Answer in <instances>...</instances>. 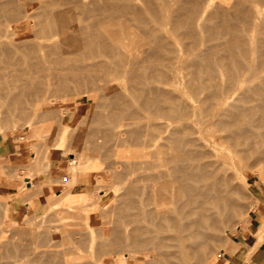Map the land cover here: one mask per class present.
I'll return each instance as SVG.
<instances>
[{
  "label": "bare ground",
  "instance_id": "1",
  "mask_svg": "<svg viewBox=\"0 0 264 264\" xmlns=\"http://www.w3.org/2000/svg\"><path fill=\"white\" fill-rule=\"evenodd\" d=\"M104 1L110 10L107 19L77 28L76 9L83 6L85 0H0V63L8 64V67L14 63V69H17L19 64L23 67L20 70L12 68L13 71L8 67L10 71H1L0 68V122L3 126H10L11 123L8 122H13L11 117L22 116L24 119L23 116L28 114L27 119H31V115L42 110L40 108H43L44 104L40 103L42 101L39 99L51 90L54 83L61 85L64 88L62 90L68 91L69 94L74 93L73 95L86 93L88 90H101L102 92H99L102 93L106 104L101 102L100 95L99 104L106 106L105 108L101 105L103 110L106 109V113L103 111V117L107 123L104 118L101 120L94 112L96 109H93L95 114L91 113L92 118L100 119L101 122L95 121L99 123L92 126L99 125L104 128L108 124L111 136L108 130L106 137L110 136L108 138L109 141L111 139L113 147L123 144L125 140L129 145H133V148L142 149V153L146 150V154L140 156L144 158L142 155H146V184L140 181L139 185L133 184L135 180L129 183L132 184V188H129L134 191L128 190L127 197L134 195L133 199L130 196L131 202L136 201L130 203L133 206L129 207L127 200L126 204L124 202L126 206L121 203L114 206L113 209L117 210L119 217L124 211L122 220L116 218L122 225L116 222L115 225L111 224V227H94L97 224L92 227L83 217V222L76 225L77 227H67L64 224L66 221L57 217L59 222L64 223L60 224L56 219L59 225L53 223L54 226H48L49 228L44 230L43 227L42 231H38V228V232L28 228L32 233H37L29 232L31 235L29 234L28 242L22 243V239L27 236L25 234H28L27 231L25 233L27 228L25 229L23 224L21 227L25 230L21 231L25 234L20 233L21 240L16 236L21 243H12L13 240H10L11 242L1 244L4 239H0V258H4L5 264L6 261L12 264L15 260L10 256L15 258L17 255L19 258L27 257L29 264H128V256H131L135 264H142L141 259L145 264H189L194 259L196 263L217 264L216 255L209 258L214 243L225 246L229 239H224L222 232L231 226L234 230L245 222L241 213L246 208L240 204L239 198H243L242 194L248 189L247 178L256 174L264 180V0H234V5L228 4L233 5L232 8L226 5L227 0H221L219 4L226 1L222 5L216 2L217 6L213 5V0ZM12 21L16 29H31L22 35L16 34L14 30L10 31L11 27L7 25ZM100 23L104 25L101 28ZM132 26H135V30L131 29ZM4 64H1L2 68L6 66ZM32 69L41 73L37 76L41 78L42 75L48 81H44L45 78L41 81L36 77L39 78L37 86L36 83V87L31 85L34 87L31 90V86L27 84L33 79L30 77L35 73L32 71L31 74ZM21 78L24 79V87L22 86L23 89L19 92L17 87L21 86L18 82ZM122 80L126 84L123 89L120 88ZM24 94L27 97L24 96L25 100L22 97V101L20 97ZM70 96L73 97L72 94ZM98 109L100 108H97L96 112L101 110ZM49 112L44 113L49 116ZM100 114L104 115L101 111ZM46 115L43 119L53 116ZM16 118L19 125L20 119ZM8 119L11 121H5ZM23 119L22 124L28 123L25 122L26 118ZM54 121L49 123H55ZM58 121L56 120V123ZM60 123L58 126L62 124ZM65 124L63 123L64 127ZM92 126L90 125L92 132L88 129L89 134L98 129L95 131L97 134L93 133L98 135L99 129L102 128L95 127L93 130ZM62 127H58L61 128L59 133L62 131L60 134L58 128H55L56 135L59 134L57 139L52 132V140H56L50 141L51 144L48 145L53 148L64 149L66 128ZM48 130H52V127ZM88 131L86 129L85 134ZM89 134L84 135V141L85 138L89 139ZM123 134H127V137L121 136ZM71 137L73 140L74 137ZM104 138L101 137L102 140ZM84 141L82 145L87 143V146L89 141ZM103 141L107 143L106 138ZM109 141L107 146L111 142ZM91 143L90 151L93 153L97 142L92 140ZM105 143L100 147H105ZM71 145L73 148L74 144ZM130 148L132 147L128 149ZM136 149L133 150V155L136 154ZM82 154L83 152L69 159L65 168L69 169L68 173H81L80 165L87 162ZM131 154H128L130 158L127 157L132 163ZM35 155L33 154L31 159L37 161L39 153ZM92 156L94 155H90ZM43 157L45 158V154ZM43 157L42 161L45 162L44 165L41 163L42 167L51 168L48 159ZM129 160L124 158L125 165ZM34 162L30 160L31 164ZM87 168L92 166L81 169ZM127 175L129 176L130 172L121 178L128 181ZM72 180L74 178L70 181ZM134 185L146 190L142 196L145 197L146 194L145 198L141 199L143 190ZM134 187L138 191L142 190V194L139 192L141 195L136 193L139 194L138 199L135 198L137 190ZM129 188L124 187L125 190ZM34 191L32 189L31 192ZM119 192L121 198L122 193ZM32 193L28 192V195ZM81 199H78V208L75 205L76 208L73 209L69 207L73 200L68 199L67 208L78 213L79 208L82 209L84 205ZM92 200L94 199L90 201ZM87 204L88 207L91 206ZM94 206L99 207L95 200L90 210L95 208ZM130 208H133L138 217ZM128 209L134 214H129L131 217L125 215ZM77 215L75 218H82ZM113 215L116 216L115 213ZM128 216H135V220L125 221L129 220ZM69 218L71 220L72 215ZM234 218L235 223L230 225ZM29 220L27 221L31 222V219ZM79 221L76 220L75 223L79 224ZM113 221L110 223H115ZM121 221H125L124 225ZM68 222L66 224L70 223ZM73 223L74 221L71 222ZM12 225L19 227L18 224ZM9 234L10 232L7 236ZM59 236H63L62 241H58ZM98 238L100 240H97ZM64 239L67 241L63 242ZM24 240L26 242V239ZM100 254L109 256L101 259Z\"/></svg>",
  "mask_w": 264,
  "mask_h": 264
},
{
  "label": "rangeland",
  "instance_id": "2",
  "mask_svg": "<svg viewBox=\"0 0 264 264\" xmlns=\"http://www.w3.org/2000/svg\"><path fill=\"white\" fill-rule=\"evenodd\" d=\"M215 1V2H214ZM228 2H226V1H223V3L222 4H224V2H226L225 4L226 5H228L229 3L230 4H233V2H235L234 0H227ZM229 1H232V3L231 2H229ZM213 2H214V4L213 5H215V6H217L215 3L217 2V4L218 5H222V4H219L220 2H222L221 0H213ZM147 3V2H146ZM225 5V6H226ZM234 5V4H233ZM232 5V6H233ZM228 6H230V5H228ZM232 6H230L231 8H232ZM230 7H228L229 9H230ZM232 10V9H231ZM76 12H77V17H76V19H77V24H76V26H77V28L78 27H81V26H88V25H91L92 23H94V22H101V21H105V19H107V17H108V15H109V13H110V10H109V8L106 6V4H105V1L104 0H85V4L83 5V6H80L79 8H77L76 9ZM11 22V21H10ZM8 23V22H7ZM106 24H107V22H105ZM102 23H100V28H101V26H104V25H101ZM9 27H11L9 30L11 31V29H12V31L14 30L15 32H16V34H25V33H27V32H29L30 31V27H22V28H20V29H16V27H15V23H14V21H12V23H10V24H7ZM7 26V27H8ZM8 27V28H9ZM15 27V28H14ZM131 27V26H130ZM135 28V26L133 27L132 26V28L131 29H134ZM137 28V27H136ZM147 29V28H146ZM135 30V29H134ZM147 34V33H146ZM1 64H4V63H0V68H1V71H3V70H5V71H10L9 69H7V67L9 66L8 64L6 65V64H4V65H6V66H4V67H6V68H2V65ZM12 64H14V63H12ZM12 64H10V67H8V68H11V70H12V68L13 67H16V64H15V66L14 65H12ZM19 64V63H18ZM17 64V65H18ZM19 67V68H18ZM18 67H17V69H14V70H20L21 68H23L22 66H21V64H19L18 65ZM7 69V70H6ZM13 71V70H12ZM32 71H35L34 69H32V70H30V72H31V74H33L32 73ZM37 71H35V73H36ZM34 73V75H30V77H31V79H32V77H33V79L32 80H34L36 77H39V76H37V74H39L38 72L35 74ZM41 74V73H40ZM39 74V75H40ZM40 78V77H39ZM39 78H36V80H34V81H32V80H30V83H28L27 84V86H31V85H33L34 86V84L36 83V86H37V82H38V80H39ZM42 78H45V79H43L44 81L47 79L46 77H43L42 75H41V78H40V80L42 79ZM22 80H24V79H20V81H21V83H20V81H18L19 82V84L21 85H19V84H17V86H20V88L19 87H17L18 89H15L16 91L18 90L19 92H21L20 91V89L22 90L23 88H21L23 85H22ZM36 81V82H35ZM42 81V80H41ZM47 81H48V79H47ZM17 82V83H18ZM26 86V87H27ZM36 86H34V87H36ZM125 86H126V84H125V82H123V80H122V82L120 83V88H125ZM24 87V86H23ZM32 87V86H31ZM30 87V89L32 90L34 87H32L31 88ZM29 89V90H30ZM62 89H64V88H62L61 87V85H59V84H53L52 85V87H51V90L46 94V95H44V96H42L39 100H41L42 102H40V103H43L44 105H43V108H40V109H42L44 112L45 111H47V114H48V112L50 111L51 112V114L53 115H51L52 117L51 118H49V119H43L44 117V115H46L44 112H42V110H40V109H38V110H40L39 112H40V114H39V112L38 111H36V113H35V115L33 114V115H31L30 116V118L31 119H27V117H29L28 115H26V116H23L24 117V119L22 118V116H19L18 118H16L17 116H14L16 119H20V124L18 125V122L19 121H16L15 120V118L14 117H11L12 119V121L14 122H8V123H11V124H9L10 126H3V124H2V122H0L1 124H0V127H3V128H1L0 129V207H3V208H0V239L1 238H3L4 240L6 239H8L9 241H4V240H2V243L1 244H3V242H11L12 240H13V242L12 243H16V242H18L19 241V239H16V236H18V238H20V235L21 234H25L26 233V231H27V233L28 234H25V235H27V236H25V238H23L22 240H23V242L22 243H27L28 242V239L30 238V235H31V230L32 231H37V229H38V231H42V228H43V230L44 229H46V228H49L48 226H52L53 225V223H56V225H59L58 223H57V220L59 219V218H61V219H59V220H61V221H66L65 223L64 222H59V220H58V222L61 224H65V225H67V227H72V226H75V227H77L78 225H80V223L81 222H83L82 220H83V217H85L86 219H87V221L89 222V223H91L92 224V227L94 226L93 224H97V225H95L94 227H97L98 228V225L99 226H107V227H111L113 224L115 225L116 224V222L118 223V224H120V225H122L121 223H120V220H117L118 219V217H119V214H116L117 213V210L115 211L113 208H114V206L115 205H117V204H119V203H121L122 205H124V206H126L125 204H126V202H125V200H127L128 202L127 203H129V207H130V205L131 204H133L134 202H136V201H132L131 202V200L133 199L132 198V196L134 197V195H129V197H127V194H129V191L131 192V190L132 189H130V188H132V184L130 185L129 183H133V184H138L139 185V181L142 183V182H144V184H146V155H142V157H144L145 158V160H144V158H141L140 156H141V154H143L144 153V151H146V150H143V153L141 152L142 151V149H136V147L135 148H133V145H129L128 144V142H127V145H125L126 144V142H125V140H124V143L123 144H119L118 146H112L111 144H112V141H111V139H110V141H109V138L108 137H110L111 136V129H109L107 126H108V124H107V126L105 127L104 126V128L105 129H107V130H104V128L101 126H99V125H97V127L95 126L96 125V123L97 122H95V121H98L99 120V122H101L100 121V119L102 120L104 117H105V114H104V112L106 111V106L105 105H102V103L104 104H106V102H105V99L103 98V96H102V91L101 90H97V92H99V91H101V92H99V94L97 95L96 93H95V91H93V90H88V92H82V94H75V95H77V96H75V95H73L74 93H71L72 94V98H71V94H69V92L68 91H66V90H62ZM89 91H90V93H89ZM93 91V94L91 95V92ZM18 92V93H19ZM95 93V94H94ZM101 93V94H100ZM90 94V95H89ZM20 95H22L21 93H20ZM80 95V96H79ZM93 95H94V97H93ZM97 95V96H96ZM100 95V97H102V101L100 100L101 98L100 97H98ZM24 96H26V94H24L23 96H21L20 98H21V100L23 101V99H22V97L24 98V100H25V98L27 97H24ZM91 96H92V98H91ZM75 97V98H74ZM95 97H98V98H96L95 99ZM73 99L74 101H72L71 99ZM70 99V100H69ZM104 100V101H103ZM95 101V102H94ZM99 101H101L102 103L101 104H99L100 102ZM75 103V104H74ZM77 103V104H76ZM104 107L105 106V108H104V110L102 109V106ZM101 106V107H100ZM97 108H100V109H98V110H100L104 115H102V114H100V115H102V117L99 115V112L100 111H98V112H96V110H97ZM93 109L95 110L94 112L95 113H97L98 114V116L100 117V119H97V118H95V119H97V120H95L94 118H92V115H91V113L92 114H95L94 112H93ZM49 110V111H48ZM92 111V112H91ZM104 111V112H103ZM38 112V113H37ZM44 113V115H41L42 113ZM49 112V113H50ZM106 113V112H105ZM97 114H96V116L95 115H93V117L95 116V117H97ZM49 115V116H50ZM87 115H88V117H87ZM47 116V115H46ZM49 116H47V117H49ZM104 116V117H103ZM91 117V118H90ZM98 117V118H99ZM14 118V119H13ZM25 118L27 119L25 122H28V123H26V124H22V119L23 120H25ZM10 119V118H9ZM5 120V121H11V120ZM43 121H42V120ZM58 121V123H60L61 125H63V123L65 124V126L66 127H64V125H63V127L60 125V126H58L59 124L58 123H56V120ZM91 119H94V120H92V122H90V120ZM105 119V118H104ZM54 121L56 124H57V126H56V124L55 123H53V122H51V123H49L50 121ZM85 120V121H84ZM89 120V121H88ZM3 121V120H2ZM84 121V122H83ZM123 121H125V120H123ZM49 123V124H46V123ZM88 122H89V124H88ZM98 122V123H99ZM103 122V121H102ZM104 122H106L107 123V121H106V119L104 120ZM104 122L102 123L103 125H104ZM17 123V124H16ZM23 123H24V121H23ZM85 123V124H84ZM95 123V125H94V127L92 126L93 124ZM97 123V124H98ZM4 124H6L5 122H4ZM17 125V126H16ZM22 125V126H21ZM52 125V126H51ZM55 125V126H54ZM90 125L92 126V128H93V130L95 129V127L96 128H102V129H99L100 131H102V130H104L105 131V133H104V131H102L101 133H100V131H99V134H101L100 136H99V134L98 135H96L97 136V139L98 138H100V139H98V141L100 140L101 141V145L99 144V142L97 141V139L95 140V135L93 134V133H95V131H98V129L96 130L95 129V131L92 133V134H89L90 133V131L92 130V129H90ZM106 125V124H105ZM99 126V127H98ZM51 127H52V130H48V129H51ZM58 127H62V128H66V133H65V139H64V141H65V145H64V149L66 150H64L62 147L61 148H53L52 147V145H50L51 143H50V141H55L56 139H57V135H59L62 131H60V133H59V130L61 129H59L58 128V133H57V135H56V132H55V130L57 129ZM124 127V126H123ZM126 127V126H125ZM124 127V128H125ZM56 128V129H55ZM81 128V129H80ZM3 129V130H2ZM53 129H54V131H53ZM77 129V130H76ZM86 129H87V131H88V129L90 130V131H88L87 132V134H85L86 132H84V131H86ZM110 131V136L108 135V137H106L107 136V134H108V132L107 131ZM3 131V132H2ZM48 131V133H50V134H48V133H46ZM52 132H53V134L55 133V135H54V138H56L55 140H52V136H53V134H52ZM92 132V131H91ZM3 134V135H2ZM5 134V135H4ZM76 134V135H75ZM89 134V136H88V138L92 141V140H94V142L96 141L97 143H96V147H93V153H91V149H90V147H92V145L91 144H93V142L91 143V141L89 140V139H87L86 140V138H85V141L86 142H88L89 141V143H88V145L90 144V146L89 147H87V146H85L87 143H85V144H83L82 145V141H84L83 139V137H84V135H88ZM95 134H97V132L95 133ZM106 134V135H105ZM90 135H91V137H93V135H94V137L91 139V137H90ZM127 134H123V135H121V136H126ZM71 136H73L74 137V139L73 140H71ZM79 136H80V138H79ZM104 136H105V138H106V141H107V143H108V141L110 142L109 144H108V146H107V143H105L103 140H105V138H104ZM51 137V138H50ZM75 137H76V139H75ZM101 137L102 138H104L103 140L101 139ZM127 137V136H126ZM49 139H51V140H49ZM80 139H82V141L80 140ZM124 139V138H123ZM46 140H47V143H45L46 142ZM44 141V142H43ZM69 141H71L70 143H69ZM73 141V142H72ZM84 141V142H85ZM83 142V143H84ZM48 143H50L49 145H48ZM76 143V144H75ZM103 143H105V145L107 146H105V147H100V146H104V144ZM70 144V145H69ZM71 144H74V146H73V148H72V145ZM97 144H99V145H97ZM71 147V148H69V146ZM82 145V147H80ZM95 145V144H94ZM98 146V147H97ZM110 146H112V147H110ZM123 146H125V148H123ZM132 147V148H130V149H128L129 147ZM65 147H68V149L67 148H65ZM89 148V149H87V148ZM100 147V148H99ZM109 147V148H108ZM115 147H117V149H115ZM120 147H121V149H120ZM75 148V149H74ZM81 148V149H80ZM95 148H98V149H95ZM107 148H108V150H107ZM124 150H123V149ZM80 149V150H79ZM85 149V151H83ZM101 149V150H100ZM105 149V150H104ZM126 149V150H125ZM134 149H136L137 150V152H136V150H135V155H133V150ZM64 150V151H63ZM75 150V151H74ZM95 150V151H94ZM119 150V151H118ZM139 150V151H138ZM141 150V151H140ZM98 152V153H94V152ZM123 153H122V152ZM130 151V152H129ZM37 152V153H36ZM65 152V153H64ZM83 152V157H85L86 159H87V162L85 163V164H83V165H80V167L81 168H83V167H85L86 168V166L87 167H89V165L90 166H92V168H87V169H89V171L87 170V169H81L80 168V171H81V173L79 172V173H77L76 174V172L74 173V175H73V172H69L68 173V171H69V169H65L66 168V166H68V161H69V159H71V158H73V157H75L76 155H81V153ZM129 152V153H128ZM131 152H132V154H131ZM139 152H141V153H139ZM32 153V154H31ZM39 153V155H37V157L38 158H40V159H38L37 158V161H36V159L34 160V158H33V160L31 159L32 158V156H33V154H34V156H36L35 154H38ZM77 153H79V154H77ZM131 154L133 157H136V158H134L133 160H132V156H131V161H132V163L130 162V160H129V158H130V155H128V154ZM44 154H45V158H47L48 159V161H49V167H51V168H49V169H45L44 167H42L43 165H44V162H45V160L44 161H42V157L44 156ZM89 154V155H88ZM120 154V155H119ZM139 154V155H138ZM144 154H146V152L144 153ZM72 155H74V156H72ZM90 155H94V156H92V157H90ZM96 155V156H95ZM117 155V156H116ZM123 155V156H122ZM98 156H99V158H98ZM120 156V157H119ZM126 156V157H125ZM127 156H129V158L127 157ZM123 157V158H122ZM141 159H140V158ZM44 157H43V159H45ZM92 158V159H91ZM119 158V159H118ZM121 158V159H120ZM124 158L125 159H128L129 160V162L126 164V165H128V166H126L125 165V163H126V161H124ZM138 158V159H137ZM50 159V160H49ZM30 160L33 162V161H35L33 164H31L30 163ZM117 160V161H116ZM120 160V161H119ZM122 160V161H121ZM40 161V162H39ZM42 161V162H41ZM47 161V160H46ZM28 162H29V164H28ZM120 162V163H119ZM135 162V163H134ZM36 163H38V164H36ZM43 165H42V164ZM121 163H123V164H121ZM129 163H131L130 165H132V168H130L131 166H129ZM141 163V164H140ZM26 164H28L27 166H25ZM39 164H41V165H39ZM96 164V165H95ZM120 164H121V167H120ZM136 164V165H135ZM35 165H37L38 167H35ZM135 165V166H134ZM25 166V167H24ZM102 166V167H101ZM115 168H117V169H115ZM126 166V167H125ZM128 167L131 169V171H129L130 172V175L128 176L127 175V178H128V181H127V179H125V178H121V177H124V174H129V172L127 171V170H130V169H128ZM19 168V169H18ZM36 168V169H35ZM38 168V169H37ZM62 168V169H61ZM98 168V169H97ZM121 168H122V172H121ZM124 168V169H123ZM17 169V170H16ZM64 169V170H63ZM101 169H102V171H101ZM46 170V171H45ZM68 170V171H67ZM91 170V171H90ZM113 170V171H112ZM114 170H115V173L113 174V172H114ZM125 170V171H124ZM78 171H79V169H78ZM85 171H87V172H85ZM107 171V172H106ZM117 171V172H116ZM119 171V172H118ZM144 171V172H143ZM24 172V173H23ZM25 172L27 173V174H25ZM46 172V173H45ZM97 172V173H96ZM105 172V173H104ZM124 172H126V173H124ZM22 173H23V175H22ZM85 173H87V174H85ZM99 173H101V174H99ZM103 173V174H102ZM132 173V174H131ZM22 176H21V175ZM70 174H71V176H70ZM95 174H96V176H95ZM115 175V176H114ZM116 175H119V176H117L116 177ZM73 176V177H72ZM95 176V177H94ZM111 176H113V178L115 179V177L117 178V179H113ZM27 177V178H26ZM70 177V178H69ZM76 177V178H75ZM97 177V178H96ZM99 177V178H98ZM102 177V178H101ZM104 177V178H103ZM122 179V180H120V178ZM126 177V176H125ZM144 177H145V179H144ZM71 178L73 179L74 178V180H72V182L70 181L71 180ZM96 178V179H95ZM112 178V179H111ZM130 178V179H129ZM134 178V179H133ZM23 179V180H22ZM25 179H27V180H25ZM70 179V180H69ZM100 179V180H99ZM125 179V180H124ZM142 179V180H141ZM126 182V183H124V181ZM131 180V181H130ZM133 180H135V181H137V183L135 182V181H133ZM69 181L71 182V183H69ZM123 181V182H122ZM133 181V182H132ZM263 181V182H262ZM41 182V183H40ZM44 182V183H43ZM66 182V183H65ZM102 182V183H101ZM114 182V183H113ZM73 183V184H72ZM97 183V184H96ZM98 183H100V184H98ZM32 184V185H31ZM69 184H70V186H69ZM95 184H96V187H95ZM123 184V185H122ZM124 184H125V186H124ZM127 184H129V185H127ZM143 184V183H142ZM142 184H141V186H142ZM121 185H122V187H121ZM126 185L128 186V187H126ZM256 185V186H255ZM25 186V187H24ZM135 186V185H134ZM141 186H140V188H141ZM41 187V188H40ZM117 187H119V188H117ZM124 187L125 188H129V189H124ZM135 187H137V188H139V186H135ZM134 187V188H135ZM142 187H144V189H145V186H142ZM37 188L39 189V190H37ZM96 188V189H95ZM97 188H99V189H97ZM120 188H123V189H120ZM139 188V189H140ZM249 190H248V189ZM32 189L33 190H35L34 191V193H32L31 191H32ZM66 189H69L68 191L66 190ZM87 189V190H86ZM120 189V190H119ZM136 189V188H135ZM142 189V188H141ZM144 189H142L143 190V195H141L142 194V190L140 191H138V189H136L137 191H135V195H137L135 198H137L138 199V195L140 194L141 195V197L142 196H144V191H146V190H144ZM247 189V190H246ZM246 193L245 194H247V195H245L244 193L242 194V196H243V198H239V202H240V204L242 203L244 206V208H246V210L245 211H243L242 213H241V216H242V218H245V222L243 223V224H245V223H247L248 222V213L249 212H251L252 210H255V208H257L259 205H261L262 203H264V180L263 179H261V178H259L256 174L255 175H252V176H250V177H248L247 178V185H246ZM37 190V191H36ZM63 190H64V192H63ZM82 190V191H81ZM120 192H119V191ZM125 190V191H124ZM129 190V191H128ZM244 190V189H243ZM244 190V191H245ZM63 193H62V192ZM67 191V192H66ZM117 191V192H116ZM121 191H124V192H121ZM128 191V192H127ZM132 191H134V189L132 190ZM243 191V192H244ZM26 192V193H25ZM28 192H30V193H32V194H29L28 195ZM89 192V193H88ZM118 192L119 193H122V196H121V198H120V195L121 194H118ZM127 192V193H126ZM139 193V194H136V193ZM62 193V194H61ZM92 193V194H91ZM125 193V194H124ZM25 194V195H24ZM58 194H60V196L58 195ZM91 194V195H90ZM118 194V195H117ZM132 194H134V192H132ZM253 194V195H252ZM58 195V197H60V198H58V197H56V196ZM93 195V196H92ZM125 195H126V197H125ZM245 195V196H244ZM252 195V196H251ZM26 198H25V197ZM97 196V197H96ZM119 197V199H118V197ZM130 196H131V200H130ZM249 196H251V197H249ZM30 197V198H29ZM52 197V198H51ZM122 197H125V199L123 198L122 199ZM145 197H146V194H145ZM145 197H142L141 199H143V198H145ZM51 198V199H50ZM83 200H82V199ZM127 198V199H126ZM244 198H246L247 199V201H246V199H244ZM251 198V199H250ZM2 199L4 200V201H2ZM50 199V200H49ZM56 199H59V200H56ZM62 199V200H61ZM68 199H71V200H73V201H71L70 203H69V207L71 208V209H73L74 207L76 208V206H77V208H78V203H79V200L78 199H81V203H83L84 205H82V209L81 208H79L77 211H78V213H74V211L73 210H70V209H68L67 208V206H68ZM75 199H77V200H75ZM91 199H94L95 200V202H97V204L99 205V207H97L96 208V206H94L95 208H93V209H91L90 210V207L92 206V203H93V201L94 200H92V202L90 201ZM115 199H116V201H115ZM123 201H122V200ZM250 199V200H249ZM53 200H55L54 202H56V203H54L53 202ZM60 200H61V202H60ZM97 200V201H96ZM119 200V201H118ZM136 200V199H135ZM245 200V201H244ZM48 201V202H47ZM49 201H50V203H49ZM59 201V202H58ZM88 201V202H87ZM90 201V202H89ZM117 202V203H116ZM123 202V203H122ZM124 202H125V204H124ZM60 203H61V205H60ZM87 203H89V204H91V206L90 207H88V204ZM114 203V204H113ZM131 203V204H130ZM245 203V204H244ZM4 204V205H3ZM55 204L57 205V206H55ZM59 204V205H58ZM50 205V206H49ZM70 205H72V206H70ZM76 205V206H75ZM49 206V207H48ZM55 206V207H54ZM59 206V207H58ZM105 206V207H104ZM131 206H133V205H131ZM86 207H88V208H86ZM111 207H112V209H111ZM128 207V208H129ZM56 208H57V210H56ZM59 208V209H58ZM84 208V209H83ZM48 209H50L49 211H48ZM100 209V210H99ZM131 209V211H133L132 209L133 208H130ZM130 209H128V211L130 212ZM51 210H53V211H51ZM54 210H55V212H54ZM65 210L67 211L66 213H65ZM84 210H86V211H88L87 212V214H86V211H84ZM115 212H114V211ZM134 210H136V208H134ZM60 213H59V212ZM83 212V213H81V214H83V215H81L79 212ZM111 211V212H110ZM128 211H125V212H127V213H125V215H131L132 214V212H128ZM33 213V215H32V213ZM42 212H43V214H46V215H43L42 214ZM45 212V213H44ZM53 212V213H52ZM56 212H57V214H56ZM71 213V215H72V218H73V216H74V218H73V221H74V223L76 222V220L77 221H79V224H76L75 223V225H74V223L73 224H71V222H73V221H71L72 220V218H71V220H69L70 218L69 217H71V215H70V213ZM73 212V213H72ZM124 212V211H123ZM123 212H118V213H120L121 214V217H122V215H124V213ZM42 215H41V214ZM52 213V214H51ZM62 213V214H61ZM115 213V217H114V214ZM133 213L134 214H136L135 213V211H133ZM49 214V215H48ZM50 214H51V219H50ZM81 215L82 216V218H81V216H80V218L81 219H77V218H75V216L76 215ZM134 214H132V215H134ZM29 215V216H28ZM35 215V216H34ZM36 215H38V216H36ZM42 217H41V216ZM52 215H54V216H52ZM56 215H58V216H56ZM70 215V216H69ZM78 215H77V217H78ZM107 215H108V217H107ZM113 215V216H112ZM129 215V216H130ZM33 216V218H34V220L35 219H37V220H32L33 218H31V217ZM40 216V217H39ZM61 216V217H60ZM128 216V218H129V220H125V218L127 217H125V218H123V220H125V221H130V219H132V220H135V216H133V218H130ZM26 217H29V218H26ZM54 217H56V218H54ZM57 217H59V218H57ZM104 217V218H103ZM107 217V218H106ZM121 217H119L121 220H122V218ZM136 217H138L137 216V214H136ZM53 218V219H52ZM114 219V221L113 222H115V223H110V222H112L111 221V219ZM117 218V219H116ZM127 218V219H128ZM29 219H31V222H28V221H30ZM57 219V220H56ZM63 219V220H62ZM75 219V220H74ZM103 219V220H102ZM109 219H110V221H109ZM117 221H116V220ZM236 218H234L231 222H230V225H233V223H235V220ZM28 220V221H27ZM105 221V222H101V221ZM107 220V221H106ZM53 221V222H52ZM70 223H69V222ZM108 221H109V223H108ZM119 221V222H118ZM125 221L123 222V221H121V222H123V225H124V223H125ZM224 221H226V219L224 220ZM34 222V223H33ZM50 222H52V223H50ZM69 223V224H66V223ZM227 222V221H226ZM229 222V221H228ZM29 223V224H28ZM37 223V224H36ZM48 223V224H47ZM78 223V222H77ZM104 223H106V224H108V225H106V224H104ZM127 223V222H126ZM12 224H15V225H19V227L21 228V229H19V227L17 226V227H15L14 225H12ZM23 224H25L24 225V227H25V229L23 228V227H21ZM41 224H43V225H41ZM112 224V225H111ZM134 224H136V223H134ZM242 224V223H241ZM28 225H30V226H28ZM35 225V226H34ZM37 225V226H36ZM40 227H39V226ZM77 225V226H76ZM137 226L139 225V224H136ZM240 225V224H239ZM238 225V226H239ZM11 226V227H10ZM27 226V227H26ZM36 228H34V227ZM46 226V227H45ZM54 226V225H53ZM64 226V225H63ZM62 226V227H63ZM130 226V225H129ZM237 226V227H238ZM7 227H9V228H7ZM12 227H14L13 229H12ZM66 227V226H65ZM231 227H233V226H231ZM231 227H230V229L229 228H227L224 232H222V236H224V239H229V241L227 240L226 241V243H225V246H223V245H220V244H218V243H214V245H213V248L214 249H212L211 250V252H210V257L209 258H212L213 257V255H216V258H217V264H233V262H234V259H233V254H234V250H235V245H234V243H233V237H234V234H235V231H236V228L237 227H235V229L234 230H232L231 229ZM28 228H31V230L30 229H28ZM35 230H34V229ZM6 231H5V230ZM14 229H16L14 232L13 231H11V230H14ZM18 229V230H17ZM10 230V231H9ZM24 231L25 230V233L23 232L22 233V231ZM96 230V229H95ZM37 231V232H38ZM97 231V230H96ZM232 231V232H231ZM5 232V233H4ZM10 232V234H9V236H7L8 235V233ZM14 234H13V233ZM15 232H18L17 234H19V235H17ZM29 232H31V233H29ZM37 232H33L32 234H35V233H37ZM21 233V234H20ZM225 233V234H224ZM30 234V235H29ZM3 235V236H2ZM11 235H14V236H11ZM6 236H7V238H6ZM23 236V235H22ZM12 238V239H11ZM15 238V239H14ZM24 239H26V242H24L25 240ZM60 239V240H59ZM62 239H63V236H59V238H58V241H62ZM107 239L109 240V238L107 237ZM11 240V241H10ZM16 240V241H15ZM20 240H21V238H20ZM97 240H100V238H98ZM262 239H260V241H261ZM65 241H67V239L65 240H63V242H65ZM263 241V240H262ZM0 242H1V240H0ZM20 241H19V243H21ZM5 244V243H4ZM101 255V254H100ZM99 255V257L101 258V259H103V258H105V257H108L109 256V254H102L101 256ZM208 255V256H209ZM21 256V255H20ZM128 256V255H127ZM11 257V259L13 260H15V261H12L14 264H29V262H28V258L27 257H22L21 256V258H19V256L17 255V256H15V258L14 257H12V256H10ZM10 257H9V259H10ZM5 258H7L8 259V257H5ZM18 258V259H17ZM1 259H3L0 263H2V264H5V260H4V258H0V260ZM127 260H128V264H135L134 262H133V260H132V258H131V256H128L127 257ZM18 261V262H17ZM7 263H8V261H6ZM16 262V263H15ZM143 262V263H142ZM192 262V263H191ZM191 262H189V264L191 263V264H201V263H196L195 262V259L194 260H192ZM195 262V263H194ZM227 262V263H226ZM6 263V264H7ZM10 263V262H9ZM8 263V264H9ZM12 263V264H13ZM140 263H142V264H145L146 262L143 260V259H141V262ZM203 264V263H202Z\"/></svg>",
  "mask_w": 264,
  "mask_h": 264
},
{
  "label": "crops",
  "instance_id": "3",
  "mask_svg": "<svg viewBox=\"0 0 264 264\" xmlns=\"http://www.w3.org/2000/svg\"><path fill=\"white\" fill-rule=\"evenodd\" d=\"M233 243V264H264V203L248 213L247 223L236 228Z\"/></svg>",
  "mask_w": 264,
  "mask_h": 264
}]
</instances>
